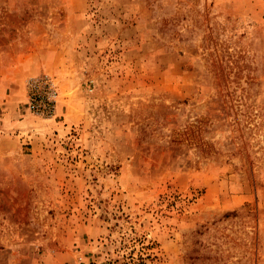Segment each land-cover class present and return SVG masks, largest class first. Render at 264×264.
<instances>
[{
	"label": "rangeland",
	"instance_id": "1",
	"mask_svg": "<svg viewBox=\"0 0 264 264\" xmlns=\"http://www.w3.org/2000/svg\"><path fill=\"white\" fill-rule=\"evenodd\" d=\"M0 264H264V0H0Z\"/></svg>",
	"mask_w": 264,
	"mask_h": 264
},
{
	"label": "built area",
	"instance_id": "2",
	"mask_svg": "<svg viewBox=\"0 0 264 264\" xmlns=\"http://www.w3.org/2000/svg\"><path fill=\"white\" fill-rule=\"evenodd\" d=\"M26 105L34 114H51L57 101V85L49 73L30 82Z\"/></svg>",
	"mask_w": 264,
	"mask_h": 264
}]
</instances>
